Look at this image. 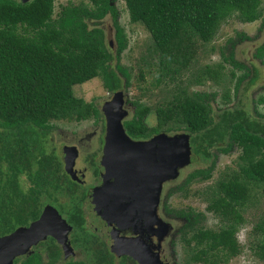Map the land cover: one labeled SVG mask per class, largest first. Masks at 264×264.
Listing matches in <instances>:
<instances>
[{"label":"trees","instance_id":"1","mask_svg":"<svg viewBox=\"0 0 264 264\" xmlns=\"http://www.w3.org/2000/svg\"><path fill=\"white\" fill-rule=\"evenodd\" d=\"M54 1L0 0V235L25 226L34 218L28 202L35 189L25 192L15 186L13 171L23 170L24 164L31 165L38 157V167L30 171L28 178L34 184L44 181L46 160L42 154L48 121L80 120L90 115L99 120V111L91 101L73 95V85L99 76L106 91L121 90L124 94L129 84V72L118 62L127 41L116 19L114 0L68 2L52 16ZM122 1L128 21L141 24L148 32L152 53L169 74L185 69L194 58L196 42L210 41L219 24L230 15L234 13L241 22L251 23L261 17L264 7V0ZM106 17L113 30V48L106 43L101 26ZM255 56L264 63V43ZM223 60L234 68H243L230 54ZM243 77L242 74L237 78L235 86ZM206 102V93H187L183 89L154 108V126L144 122L150 107L138 102L133 104L130 117L122 121L125 133L133 140L160 132L188 134L190 162L200 156L207 164L190 171L184 185L210 178L215 160L213 149L224 154L232 147L238 150L236 170L227 178L218 179L215 188L209 190L206 208L219 215L223 224L215 230L205 229L197 225L201 214L176 212L184 219L179 235L186 246L187 264H218L219 259L223 262L234 255L238 249L234 234L243 222L241 211L248 191L252 186L264 190V116L255 112L252 117L241 107H234L222 110L214 119ZM100 121L104 123L102 115ZM74 197L67 193L66 201ZM82 215L79 208L67 210L66 221L77 232L84 225ZM262 230L255 253L264 262ZM57 259V249L50 250L48 264ZM33 264H37L36 259Z\"/></svg>","mask_w":264,"mask_h":264},{"label":"rangeland","instance_id":"2","mask_svg":"<svg viewBox=\"0 0 264 264\" xmlns=\"http://www.w3.org/2000/svg\"><path fill=\"white\" fill-rule=\"evenodd\" d=\"M80 1L87 2V0H55L52 16L57 14L60 5L68 2L76 4ZM112 4L117 10L116 19L123 28L127 41L125 49L119 54L118 61L129 72V84L123 94L124 106L128 112L124 120L130 117L133 104L138 102L150 107L144 122L147 126H154V108L183 89L187 93L194 91L206 93V107L214 119L222 110L234 107H241L252 117H255V112L264 116V63L255 56L257 48L264 43V7L261 17L251 23L241 22L234 13L230 15L219 24L210 41L196 42L194 58L185 69L178 74H169L165 73L163 67L159 66L158 59L154 57L148 32L141 24L128 21L123 1L114 0ZM101 26L105 32L106 43L113 48V30L107 17L102 20ZM229 54L232 55L233 61L240 63L243 68H234L231 62L223 60V57L229 58ZM242 74L243 80L235 86L237 78ZM250 78H254L252 82H249ZM72 93L85 102L91 101L99 111V120L90 115L80 120L50 119L48 124L55 141L63 137L65 143L76 141L80 144L79 155L82 157L99 148L101 106L104 101L110 99L112 93L103 88L99 76L73 85ZM260 99L262 100L259 101ZM212 152L215 154V160L210 178L183 184L184 178L190 171L207 164L200 156H195L189 164L179 169L175 179L162 184L159 212L170 227L162 247L164 252L171 254V264H187L184 262L186 246L179 235L184 219L176 212L201 214L202 220L197 225L205 229L215 230L223 224L219 215L206 208L207 200L210 198L209 190L215 188L218 179L227 178L236 170L238 150L232 147L227 154L216 149ZM179 186L181 188L176 189ZM82 207L86 221L98 225L96 218L89 212V206L87 210L86 204ZM241 216L243 222L237 226L234 234L237 252L229 255L226 261L222 262L219 259L218 264H264L255 253L264 228V190L250 187ZM29 246L18 254L28 251ZM66 250L70 251L67 248ZM68 255L65 256V260H72Z\"/></svg>","mask_w":264,"mask_h":264},{"label":"flooded vegetation","instance_id":"3","mask_svg":"<svg viewBox=\"0 0 264 264\" xmlns=\"http://www.w3.org/2000/svg\"><path fill=\"white\" fill-rule=\"evenodd\" d=\"M47 127L46 143L42 154L45 155L43 158L46 160L42 174L44 181L41 180L38 184H34L28 178L31 176L30 171L33 172L38 167L37 157L31 162V165L24 164L23 170L13 171L16 181L13 184L25 192H29L31 188L35 189L28 202V206L33 210L32 213H35L34 218L29 219L25 226L19 227H28L45 212L48 213L46 221L50 225L45 229L44 238L32 243L28 248L29 252L14 255L11 258V264H33L35 259L37 264H48V253L50 250L55 251L56 249L58 259L54 264H171V254L164 252L162 247L164 238L170 231L158 241L155 234H149L145 231L133 232L131 227L120 229L114 224L107 226L93 210L91 194L95 188L102 184L98 167L102 147L107 140L104 123L99 126V148L82 157L79 155L80 144L76 141H74L76 145L75 143H65L66 141L62 140L63 137L55 141L53 134L51 136L49 124ZM41 182L42 191H40L39 185ZM67 185L69 188H66ZM50 191L53 192L51 196L49 195ZM161 192L156 213L162 219L159 212ZM67 193L75 195L74 200L66 201ZM84 204H86V210L89 206V212L96 218L98 225L86 221L85 211L82 207ZM72 208H79L82 216H84L83 228L82 230L79 228L78 232L71 223L66 221L67 210ZM61 219L70 226L64 242L60 241L62 234H65V226L62 227ZM153 227L156 228V226ZM84 232L86 234H83ZM4 235H0V237ZM66 244L69 246V252L66 250ZM67 254L72 260H65Z\"/></svg>","mask_w":264,"mask_h":264},{"label":"water","instance_id":"4","mask_svg":"<svg viewBox=\"0 0 264 264\" xmlns=\"http://www.w3.org/2000/svg\"><path fill=\"white\" fill-rule=\"evenodd\" d=\"M123 105V92L117 90L101 106L107 140L98 167L102 184L93 190L91 204L107 226L145 231L155 234L159 241L170 229L156 213L159 195L162 184L175 179L179 169L190 162L188 134L160 132L146 140H133L122 125L127 116ZM47 217L45 212L28 227H18L0 237V264H10L14 255L44 238L50 225ZM61 224L65 226V234L60 241L64 242L70 226L63 219ZM66 248L69 249L67 244Z\"/></svg>","mask_w":264,"mask_h":264}]
</instances>
